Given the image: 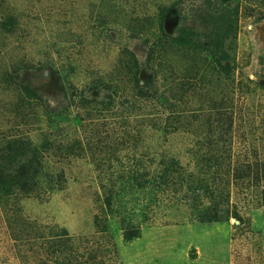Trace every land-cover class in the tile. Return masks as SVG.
<instances>
[{"label": "rangeland", "instance_id": "rangeland-1", "mask_svg": "<svg viewBox=\"0 0 264 264\" xmlns=\"http://www.w3.org/2000/svg\"><path fill=\"white\" fill-rule=\"evenodd\" d=\"M263 191L264 0H0V264L109 199L104 264L264 263Z\"/></svg>", "mask_w": 264, "mask_h": 264}, {"label": "trees", "instance_id": "trees-1", "mask_svg": "<svg viewBox=\"0 0 264 264\" xmlns=\"http://www.w3.org/2000/svg\"><path fill=\"white\" fill-rule=\"evenodd\" d=\"M246 167L249 168L250 166L247 165ZM181 170L182 167L174 160L162 163L160 172V180L162 182L157 187V191L165 192L172 185L183 182L182 180L175 181V179L171 178V175L179 174ZM138 183L140 184L141 182L139 181ZM112 210V200L109 199L105 202V209H101L100 213L95 216V233L90 237L73 239L68 233L50 235L48 238L43 236L36 237L42 240V242L37 244L39 249H46L48 252V258L42 259L40 264H104L105 262L102 261L104 254L117 256L116 245L108 235V216L109 213H112ZM156 220L157 218L153 214H148L144 215L142 221L153 225ZM120 224L126 241L139 237L142 222L125 216L120 221ZM30 227L54 229V227H39L34 224H30Z\"/></svg>", "mask_w": 264, "mask_h": 264}, {"label": "crops", "instance_id": "crops-1", "mask_svg": "<svg viewBox=\"0 0 264 264\" xmlns=\"http://www.w3.org/2000/svg\"><path fill=\"white\" fill-rule=\"evenodd\" d=\"M226 250L230 253V245L229 244L227 245V247H225V251ZM229 264H232V263L230 262ZM256 264H264V263L261 261V262H257Z\"/></svg>", "mask_w": 264, "mask_h": 264}]
</instances>
